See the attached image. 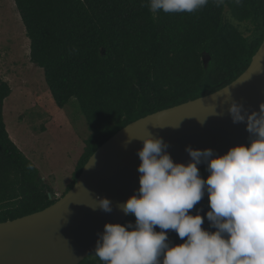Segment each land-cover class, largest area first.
<instances>
[{
    "label": "trees",
    "instance_id": "1",
    "mask_svg": "<svg viewBox=\"0 0 264 264\" xmlns=\"http://www.w3.org/2000/svg\"><path fill=\"white\" fill-rule=\"evenodd\" d=\"M14 1L31 42L30 59L44 70L56 104L65 108L76 98L91 130L66 192L92 154L120 129L230 84L264 41V0H224L220 6L209 0L191 13H153L148 0ZM245 22L253 25L251 35L237 24ZM11 93L0 78V222L58 199L8 132L4 106ZM197 209L205 217L202 228L214 231L205 215L207 194L190 214ZM128 222L134 224L135 217L123 224ZM165 231L172 245L184 242L174 230ZM80 264L105 262L93 251Z\"/></svg>",
    "mask_w": 264,
    "mask_h": 264
},
{
    "label": "clouds",
    "instance_id": "2",
    "mask_svg": "<svg viewBox=\"0 0 264 264\" xmlns=\"http://www.w3.org/2000/svg\"><path fill=\"white\" fill-rule=\"evenodd\" d=\"M208 3L148 0L153 13H191ZM214 3L220 6L224 0ZM227 111L233 124H245L249 144L231 147L224 155L189 145V162L176 163L163 138L140 139V187L117 205L135 223H106L98 233L95 256L105 264H264V102L249 112L231 99ZM201 163L207 178L200 175ZM205 194L210 205L205 215L214 231L202 228L205 217L199 209L190 214ZM98 201L102 211L113 210L108 198ZM165 230H174L184 242L172 245Z\"/></svg>",
    "mask_w": 264,
    "mask_h": 264
},
{
    "label": "water",
    "instance_id": "3",
    "mask_svg": "<svg viewBox=\"0 0 264 264\" xmlns=\"http://www.w3.org/2000/svg\"><path fill=\"white\" fill-rule=\"evenodd\" d=\"M229 92L231 99L242 102L249 112L258 110L264 102V41L249 67L230 84L129 123L92 154L74 186L52 205L0 222V264L84 261L94 251L104 225L123 224L129 216L117 205L140 187L137 169L141 160L137 152L144 137L163 138L173 161L185 164L191 159L185 151L189 145L201 150L211 148L216 155L248 145L245 124H233L228 115ZM204 166L201 163L198 168ZM100 198L111 201L110 213L99 208Z\"/></svg>",
    "mask_w": 264,
    "mask_h": 264
},
{
    "label": "rangeland",
    "instance_id": "4",
    "mask_svg": "<svg viewBox=\"0 0 264 264\" xmlns=\"http://www.w3.org/2000/svg\"><path fill=\"white\" fill-rule=\"evenodd\" d=\"M237 24L246 35L252 34V24ZM30 45L15 1L0 0V78L12 88L4 106L7 129L35 160L47 184L54 176L60 187L57 194L62 195L91 130L76 98L65 108L56 104L44 70L30 59ZM206 172L201 171L203 178Z\"/></svg>",
    "mask_w": 264,
    "mask_h": 264
},
{
    "label": "crops",
    "instance_id": "5",
    "mask_svg": "<svg viewBox=\"0 0 264 264\" xmlns=\"http://www.w3.org/2000/svg\"><path fill=\"white\" fill-rule=\"evenodd\" d=\"M12 138V137H11ZM13 140H14V142H16L15 141V139L13 138ZM20 146V145H19ZM20 148H21V150H23V148L20 146ZM24 152V151H23ZM27 156H29V155H27ZM30 158V157H29ZM32 161H33V163L36 165V166H38L36 163H35V160H33V158H30ZM38 168H40V167H38ZM53 175V174H52ZM50 176V175H49ZM54 177V176H53ZM53 177H52V179H51V181H49V185L53 188V190H54V192L55 193H60L59 191V189H60V187H58L57 186V183H56V179H53ZM71 182L69 181L68 183H65V185H67L66 187H68V185L70 184Z\"/></svg>",
    "mask_w": 264,
    "mask_h": 264
},
{
    "label": "built area",
    "instance_id": "6",
    "mask_svg": "<svg viewBox=\"0 0 264 264\" xmlns=\"http://www.w3.org/2000/svg\"><path fill=\"white\" fill-rule=\"evenodd\" d=\"M56 196H57V198H59L60 197V194H57Z\"/></svg>",
    "mask_w": 264,
    "mask_h": 264
},
{
    "label": "bare ground",
    "instance_id": "7",
    "mask_svg": "<svg viewBox=\"0 0 264 264\" xmlns=\"http://www.w3.org/2000/svg\"><path fill=\"white\" fill-rule=\"evenodd\" d=\"M12 134V133H11Z\"/></svg>",
    "mask_w": 264,
    "mask_h": 264
}]
</instances>
